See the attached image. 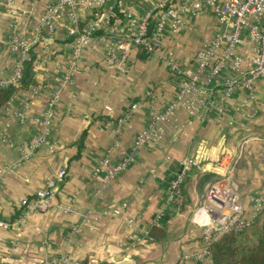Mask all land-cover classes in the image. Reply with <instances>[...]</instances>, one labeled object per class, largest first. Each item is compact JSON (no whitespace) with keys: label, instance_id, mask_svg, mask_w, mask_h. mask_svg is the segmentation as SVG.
<instances>
[{"label":"crops","instance_id":"obj_1","mask_svg":"<svg viewBox=\"0 0 264 264\" xmlns=\"http://www.w3.org/2000/svg\"><path fill=\"white\" fill-rule=\"evenodd\" d=\"M55 1L0 0V80L9 78L17 63L8 47L11 36L32 41L45 8ZM152 2L130 5L126 11L132 21L119 16L112 27L135 28ZM183 20L176 40L162 34L157 56L131 50L124 73L102 60L107 35L95 48H86L77 73L61 90L47 142L22 159L38 131L35 121L45 114L48 92L63 82L73 47L67 35L72 21L64 13L50 38L45 33L38 37L35 82L42 90H19L0 109V264H45L58 257L70 264H213L203 252L202 233L189 218L205 184L235 160L243 219L250 224V198L264 191V80L254 84L251 99L243 89L227 94L222 86L212 87L205 123L178 108L160 140L139 150L123 174L107 184L93 175L105 158L117 163L148 127L151 115L164 112L174 100L183 75L179 78L164 63L168 51L182 72L193 73L194 56L211 39L216 21L204 8ZM251 47L247 41L238 53ZM232 77L236 73L228 68L221 81ZM131 104L137 108L127 116ZM17 111L23 112L24 123L12 121ZM118 123L120 132L115 134ZM222 147L229 149L224 159ZM186 157H197L206 167L204 173H187L178 207L170 201L169 184ZM60 170L65 175L56 183L50 208L21 222V201L32 199ZM153 228L157 230L151 235Z\"/></svg>","mask_w":264,"mask_h":264},{"label":"built area","instance_id":"obj_2","mask_svg":"<svg viewBox=\"0 0 264 264\" xmlns=\"http://www.w3.org/2000/svg\"><path fill=\"white\" fill-rule=\"evenodd\" d=\"M135 4H141V0H56L45 8L34 28L35 37L32 41L11 36L8 47L16 54L17 63L9 78L0 80V86L17 85L25 62L32 61V70L36 73L38 64L34 59L31 60L30 52L39 41L38 37L45 33V36L50 38L56 21L64 13L72 21V27L67 31V35L72 39L73 47L63 82L48 92L45 114L42 119L35 121L38 131L28 142V152L22 159L31 157L43 143L47 142L52 116L60 104L61 90L77 73L86 48H95L96 42L107 35L108 45L101 54L102 60L108 68L124 73L131 50L136 49L148 56H157L162 51V34L168 32L170 37L176 40L180 30L185 27L183 16L195 15L200 8L213 13L216 31L195 54L193 73L182 72L177 67L172 52L168 51L167 55L162 57L164 63L174 70L178 77L183 75L174 100L168 104L164 112L151 115L148 127L136 137L131 149L122 154L117 163L111 165L108 158H105L93 169V175L100 176L101 181L107 184L123 174L134 162L139 150L160 140L166 125L178 108L190 119L205 123L209 119L213 99L212 87L222 86L227 94L243 89L250 99L253 97L254 84L264 80V0H153L135 28L130 30L121 28L116 31L109 20L122 16L132 21V16L126 8ZM83 16L89 18L87 22L82 21ZM150 22L153 23L151 31L148 29ZM96 32L100 35L95 36ZM247 41L252 47L240 55L241 51L239 53L238 51ZM228 68L236 73V77L221 81V75ZM41 90L38 86L30 93ZM146 96H149V93H146ZM136 108V104H131L127 116L134 114ZM15 118L19 123L25 122L22 111H17L12 121ZM119 132L120 123L116 126L115 134ZM228 150L222 153L221 158L229 155ZM223 159H217V163ZM235 164L236 160L233 165L228 164L223 175H218L205 184L198 205L191 210L190 224L196 226L202 233L201 244L206 254L208 249L206 247L229 233L242 232L264 210L263 191L250 198L251 221L250 224L244 221L239 184L234 177ZM176 167L169 191L170 201L179 207L182 204L180 189L187 173L191 170L204 173L206 166L197 157H186L181 159ZM3 173L4 170L0 171V176ZM64 175V170H60L48 179L46 186L37 191L32 199L21 201L19 206L21 222L34 213H44L50 208L57 192L56 183L61 181ZM114 214L117 215L118 212ZM195 257L198 259L199 254ZM45 264L70 263L58 257L51 258Z\"/></svg>","mask_w":264,"mask_h":264},{"label":"trees","instance_id":"obj_3","mask_svg":"<svg viewBox=\"0 0 264 264\" xmlns=\"http://www.w3.org/2000/svg\"><path fill=\"white\" fill-rule=\"evenodd\" d=\"M112 21L113 18L109 20L110 23ZM152 26L153 23L150 22L148 25L149 31L152 30ZM99 35L100 33H95V36ZM30 55L31 60H33L32 51ZM36 87L32 61L25 62L17 85L0 86V109L8 104L19 90L30 93ZM180 190L182 192V186ZM260 215H263V219L261 221L257 219L252 225L254 231L252 243H248L246 232L243 230L240 233H231L224 236L210 247L209 256L213 264H264V210ZM156 230L153 228L151 235Z\"/></svg>","mask_w":264,"mask_h":264},{"label":"rangeland","instance_id":"obj_4","mask_svg":"<svg viewBox=\"0 0 264 264\" xmlns=\"http://www.w3.org/2000/svg\"><path fill=\"white\" fill-rule=\"evenodd\" d=\"M33 54H34V49H33ZM31 216V215H30ZM257 219H259L260 221L263 219V215H260V216H258L254 221H253V223L257 220ZM253 223L250 225V226H248L244 231L246 232V235H247V239H248V243H252L253 242V234H254V231H253V229H252V225H253ZM229 234H231V233H229ZM229 234H227V235H229ZM227 235H225V236H227ZM224 236H222L220 239H218L216 242H218V241H220L222 238H223ZM215 242V243H216ZM215 243H212L209 247H206V249H207V252H208V254H209V249H210V247L213 245V244H215Z\"/></svg>","mask_w":264,"mask_h":264}]
</instances>
